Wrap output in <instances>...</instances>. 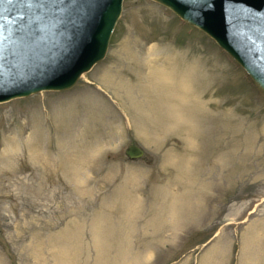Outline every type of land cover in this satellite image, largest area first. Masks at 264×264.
<instances>
[{
    "label": "rangeland",
    "instance_id": "rangeland-1",
    "mask_svg": "<svg viewBox=\"0 0 264 264\" xmlns=\"http://www.w3.org/2000/svg\"><path fill=\"white\" fill-rule=\"evenodd\" d=\"M0 264H264V90L166 5L122 0L73 85L0 102Z\"/></svg>",
    "mask_w": 264,
    "mask_h": 264
},
{
    "label": "water",
    "instance_id": "water-1",
    "mask_svg": "<svg viewBox=\"0 0 264 264\" xmlns=\"http://www.w3.org/2000/svg\"><path fill=\"white\" fill-rule=\"evenodd\" d=\"M210 35L264 90V0H156ZM122 0H0V102L65 89L103 58ZM130 159L144 149H124Z\"/></svg>",
    "mask_w": 264,
    "mask_h": 264
},
{
    "label": "bare ground",
    "instance_id": "bare-ground-1",
    "mask_svg": "<svg viewBox=\"0 0 264 264\" xmlns=\"http://www.w3.org/2000/svg\"><path fill=\"white\" fill-rule=\"evenodd\" d=\"M164 78H166V77H164ZM164 86H165L164 83H162V82L159 83L160 89L163 88Z\"/></svg>",
    "mask_w": 264,
    "mask_h": 264
}]
</instances>
